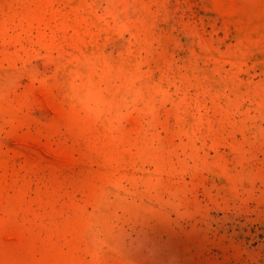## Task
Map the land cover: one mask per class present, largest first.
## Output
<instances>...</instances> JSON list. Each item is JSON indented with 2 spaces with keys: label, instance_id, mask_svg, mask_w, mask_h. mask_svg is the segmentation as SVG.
<instances>
[{
  "label": "rangeland",
  "instance_id": "374dc122",
  "mask_svg": "<svg viewBox=\"0 0 264 264\" xmlns=\"http://www.w3.org/2000/svg\"><path fill=\"white\" fill-rule=\"evenodd\" d=\"M0 264H264V0H0Z\"/></svg>",
  "mask_w": 264,
  "mask_h": 264
}]
</instances>
